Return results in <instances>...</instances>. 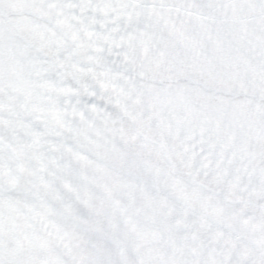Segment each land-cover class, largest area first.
<instances>
[{"label": "snow or ice", "instance_id": "obj_1", "mask_svg": "<svg viewBox=\"0 0 264 264\" xmlns=\"http://www.w3.org/2000/svg\"><path fill=\"white\" fill-rule=\"evenodd\" d=\"M0 264H264V0H0Z\"/></svg>", "mask_w": 264, "mask_h": 264}]
</instances>
